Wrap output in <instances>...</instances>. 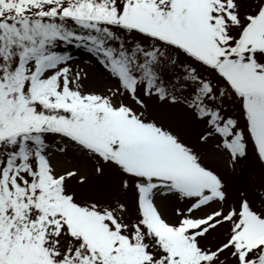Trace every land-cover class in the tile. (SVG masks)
Masks as SVG:
<instances>
[{
  "label": "snow or ice",
  "instance_id": "1",
  "mask_svg": "<svg viewBox=\"0 0 264 264\" xmlns=\"http://www.w3.org/2000/svg\"><path fill=\"white\" fill-rule=\"evenodd\" d=\"M0 264H264V0H0Z\"/></svg>",
  "mask_w": 264,
  "mask_h": 264
},
{
  "label": "rangeland",
  "instance_id": "2",
  "mask_svg": "<svg viewBox=\"0 0 264 264\" xmlns=\"http://www.w3.org/2000/svg\"><path fill=\"white\" fill-rule=\"evenodd\" d=\"M74 64H75V66L83 69L85 72H88L90 78L97 76L96 69L92 65L86 64L82 60H76L74 62ZM97 84L99 87H103L104 81L98 80ZM164 206L167 207L169 210H171L172 205L170 202H164Z\"/></svg>",
  "mask_w": 264,
  "mask_h": 264
}]
</instances>
